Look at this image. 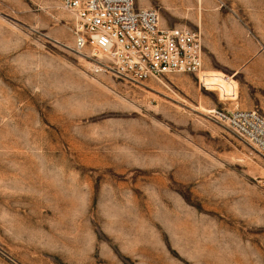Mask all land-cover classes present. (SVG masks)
<instances>
[{
	"label": "rangeland",
	"instance_id": "374dc122",
	"mask_svg": "<svg viewBox=\"0 0 264 264\" xmlns=\"http://www.w3.org/2000/svg\"><path fill=\"white\" fill-rule=\"evenodd\" d=\"M200 29L199 75L129 82L60 0H0V264H264V0H135Z\"/></svg>",
	"mask_w": 264,
	"mask_h": 264
},
{
	"label": "built area",
	"instance_id": "2783aa9c",
	"mask_svg": "<svg viewBox=\"0 0 264 264\" xmlns=\"http://www.w3.org/2000/svg\"><path fill=\"white\" fill-rule=\"evenodd\" d=\"M75 20V47L90 48L101 71L141 83L172 73L199 75L204 66L200 29L166 27L157 8H140L135 0H60ZM212 115L264 157V113L257 108ZM264 186V178L260 180Z\"/></svg>",
	"mask_w": 264,
	"mask_h": 264
},
{
	"label": "bare ground",
	"instance_id": "6f19581e",
	"mask_svg": "<svg viewBox=\"0 0 264 264\" xmlns=\"http://www.w3.org/2000/svg\"><path fill=\"white\" fill-rule=\"evenodd\" d=\"M201 72H202V70H201ZM201 72L199 73V76H200Z\"/></svg>",
	"mask_w": 264,
	"mask_h": 264
}]
</instances>
